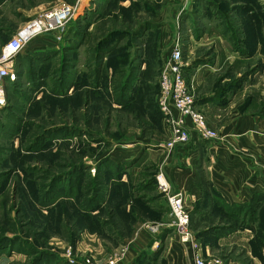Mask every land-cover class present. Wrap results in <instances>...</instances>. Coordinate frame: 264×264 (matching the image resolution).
<instances>
[{"label": "rangeland", "instance_id": "rangeland-1", "mask_svg": "<svg viewBox=\"0 0 264 264\" xmlns=\"http://www.w3.org/2000/svg\"><path fill=\"white\" fill-rule=\"evenodd\" d=\"M59 1L82 6L65 42L33 56L26 51L15 61L18 82L5 87L8 105L0 112V264H51L57 258L65 264L67 256L108 264L115 253L130 249L141 229L158 244L118 264H166L171 244L177 243L193 256L192 245L180 243L173 227L158 236L147 229L164 210L165 223L171 220L157 182L158 174L165 173L157 170L150 152L170 140L158 112L160 72L180 44L192 94L216 131L225 126V117L243 112H258L264 119V0H194V9L187 11L174 8V0H2L0 55L26 21ZM121 95L133 103L121 106ZM230 100H235L233 107L225 112ZM207 101L221 106V112L203 106ZM178 147L162 149L173 152ZM203 156L202 166L208 164ZM110 158L132 160L140 173L115 193L100 169ZM142 179L155 182L145 193L160 200L151 207L136 190ZM212 192L197 208L185 195L197 242L210 232L213 258L248 264L245 250L220 247L218 240L227 235L226 229L255 223L253 240L263 258L264 205L250 215L253 222L239 214L233 218ZM96 195L105 203L93 215L86 208ZM128 205L131 212H126ZM200 209L207 214L197 215Z\"/></svg>", "mask_w": 264, "mask_h": 264}, {"label": "crops", "instance_id": "crops-1", "mask_svg": "<svg viewBox=\"0 0 264 264\" xmlns=\"http://www.w3.org/2000/svg\"><path fill=\"white\" fill-rule=\"evenodd\" d=\"M174 1V4H176L174 8L180 7L179 9L182 11H187L190 8L194 9V1L190 4L184 0ZM41 43H43L42 40H39L34 42V45L38 46ZM48 45H50L49 42ZM234 102L235 100H230L227 104L225 103V106H223L225 107V112L232 109ZM212 104L214 103L207 101L204 102L203 106L209 105L219 112L220 109L217 107L220 108L221 106L214 104L215 107ZM197 105L199 107V104ZM165 132L168 136H171L169 131L166 130ZM218 132L220 138L217 140H202L195 137L189 145L178 147L173 152L162 149V146L158 148L153 146L154 149L149 148L150 152H153V159L157 160V170L164 171L167 181L172 185L175 192L182 191L187 196L186 199L193 204L194 208L196 206L200 207L205 199L209 197L208 192L211 190L214 192L212 193L215 194L217 200L225 205V213L228 214L227 209L229 206L239 207L243 205L244 211L242 215L244 218L250 217V213L248 212L250 207L254 208L255 213L253 216H255L260 207L264 205V119L261 113L258 112H243V115L236 118L225 117V126L220 131L218 130ZM193 134L197 136L196 133L193 132ZM195 139L199 142L195 141ZM204 154L207 156L208 164L202 166ZM134 166L136 164L127 166V173L124 174L122 179L126 184L130 183L132 175L138 174L136 171H139V168H134ZM204 171L208 174V178H206ZM148 183L149 181L142 179L138 184L139 186L143 185L142 191L136 190L139 192L138 196L143 197L145 205L151 207V205H155L154 202L158 203L160 200H156L151 196L148 197V194H145L146 192H150L152 186L155 187L154 184L148 185ZM145 196L149 199L146 200ZM213 200L216 201V199H212L211 204H213ZM131 211L132 207L128 205L126 212ZM96 213L98 211H95L94 214ZM196 213L202 217L204 214H207L204 209H200ZM166 214L164 210L159 218H155V222H168V215L166 217ZM246 214L248 215L246 216ZM256 233L255 223L242 230L231 228V231H229L226 229L225 234L227 235L221 237L218 242L220 243V247H237L245 250L249 258L248 264H264V249L260 250L263 258L255 256L250 252V244ZM210 235L209 232L206 237L205 235L199 236L202 252L205 254L214 252L211 248L212 244L210 245L207 242V238ZM137 236L138 238L132 242L126 255L129 262L135 257L134 254L158 244L157 242L154 243V238L145 233L143 229L138 232ZM202 237L206 239L204 238L200 241ZM170 248L171 253L167 252L166 254V264H194V253L192 256L188 250H183L179 243L176 245L171 244ZM128 261L126 263H129ZM230 262H233V264H247V262Z\"/></svg>", "mask_w": 264, "mask_h": 264}, {"label": "built area", "instance_id": "built-area-1", "mask_svg": "<svg viewBox=\"0 0 264 264\" xmlns=\"http://www.w3.org/2000/svg\"><path fill=\"white\" fill-rule=\"evenodd\" d=\"M193 1L185 0L188 4ZM77 4L71 5L65 1L57 2L48 11H42L26 21L24 26L4 45L0 55V112L8 105L5 94L7 81L15 82L18 79L15 67L18 55L24 54L26 51L29 52V50L33 51L36 47L59 48L66 40L71 22L81 13L82 6ZM38 40H42L43 43L35 46L34 42ZM185 68L183 52L180 44H177L171 51L170 59L161 69L157 95V104L162 113L164 124L171 133L170 140L162 144V147L169 151L176 146L189 145L193 132L204 140L220 138L219 132L212 127L207 116L200 111L192 94L193 88L185 77ZM157 182L160 192L167 198L171 220L169 223H152L147 226V229L154 236H158L166 226L173 227L180 243L192 245L194 264H226L220 259L213 258L210 253L202 252L201 244L197 242L196 235H193L190 230L191 217L190 211L185 208V194L182 191L172 192L171 185L162 172L158 174ZM127 253L128 249L126 248L120 250V253H115L108 264L120 263L125 259ZM94 263L90 260L81 262L74 256H67L65 264Z\"/></svg>", "mask_w": 264, "mask_h": 264}, {"label": "trees", "instance_id": "trees-1", "mask_svg": "<svg viewBox=\"0 0 264 264\" xmlns=\"http://www.w3.org/2000/svg\"><path fill=\"white\" fill-rule=\"evenodd\" d=\"M0 1H2V0H0ZM4 1V0H3ZM241 1V0H240ZM253 1V0H252ZM247 2V1H246ZM256 5H258V4H256ZM257 8H259V6L257 7ZM254 18H255V16H254ZM255 40H256V42H258V39L257 38H255ZM51 48H53V47H46V46H43V47H36V48H34V50L33 51H31V55L30 56H33V54L34 53H37V52H41V53H45V52H48ZM21 55L22 54H20V55H18V57L16 58V60L18 59V58H21ZM26 55H28V54H26ZM15 60V61H16ZM15 67H16V65H15ZM16 70H17V67H16ZM17 73H18V70H17ZM18 80H19V75H18V79L15 81V82H12V84H16L17 82H18ZM9 83H11V81H9ZM125 90V86H123V91ZM121 101V103H119L121 106H123L124 108L125 107H127L128 105H131L132 103H133V101H129V102H125V97L124 96H122L121 95V97H120V100H119V102ZM158 112L161 114V116H162V113H161V111H160V109H159V107H158ZM111 160L110 161H107V163L105 162V163H102L101 164V166L102 167H100V169L101 170H103V171H105L104 173L105 174H107L108 175V180H107V182H109V185H110V187H109V190H110V193L112 192V193H115V191H116V189H118V188H121V187H125V186H127V184L125 183V182H123L122 181V179H123V177H124V174H126L127 172H126V169H127V166H129V165H131L133 162L132 161H124V162H120V161H115V160H113L112 158H110ZM113 160V161H112ZM85 165V164H84ZM83 165V166H84ZM85 167V166H84ZM107 167H108V169H107ZM155 182H154V180H149V183H148V185H153ZM142 187H143V185L141 184L138 188H137V190L140 192V190L142 189ZM106 190H107V188H106ZM105 192V191H104ZM103 195V194H102ZM93 200H89V202H88V205H87V208L86 209H88V211H97V210H99L98 211V213H100V212H102V209H103V203H105L104 202V200H103V198H102V196H93V198H92ZM111 199H113V197H111V198H109V200H111ZM107 200V199H106ZM109 203V202H108ZM107 203V204H108ZM221 205H224V204H221ZM228 207V206H227ZM250 209V212L249 213H251V212H253L254 211V208L253 207H250L249 208ZM228 214H230V216H233V218L235 217V214L236 215H238V217H244L243 215H242V212L244 211V207H243V205H240L239 207H237V206H235V207H231V206H229L228 207ZM255 212V211H254ZM87 215H89V216H91L92 215V213H86ZM93 215H94V213H93ZM248 214H246V216H247ZM250 215H254V213H252V214H250ZM252 216H250V217H245L246 218V220H251L252 222L253 221H255V219H252L253 217ZM107 224V223H106ZM250 224V223H249ZM251 226V225H250ZM250 226H248V227H250ZM232 227V226H231ZM247 226H245L244 228H246ZM233 228H235V227H232V229ZM260 229V228H259ZM255 242H256V239L255 240H253L252 242H251V246H252V253H253V255H255V256H259V253H258V250L256 249V247H255ZM262 254V253H261ZM260 257V256H259ZM50 262H48L47 264H49ZM39 264H41V263H39ZM51 264H63V262H62V260L59 258H57L56 259V262H53L52 261V263Z\"/></svg>", "mask_w": 264, "mask_h": 264}]
</instances>
